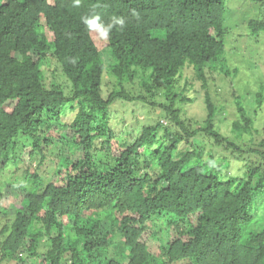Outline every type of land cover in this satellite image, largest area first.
Instances as JSON below:
<instances>
[{
	"label": "trees",
	"instance_id": "16d2710c",
	"mask_svg": "<svg viewBox=\"0 0 264 264\" xmlns=\"http://www.w3.org/2000/svg\"><path fill=\"white\" fill-rule=\"evenodd\" d=\"M227 1L0 0V264H264V83L256 107L236 89ZM259 13L242 33L264 32ZM95 15L112 24L108 66L100 31L84 22ZM53 60L69 92L48 78ZM187 67L204 119L182 116L201 99L191 81L175 90ZM137 69L149 73L145 95L164 88L168 102H153L162 117L127 144L132 133L112 125L111 109L150 101L127 88ZM212 69L232 84L231 112L209 92ZM109 76L116 86L105 92Z\"/></svg>",
	"mask_w": 264,
	"mask_h": 264
},
{
	"label": "rangeland",
	"instance_id": "374dc122",
	"mask_svg": "<svg viewBox=\"0 0 264 264\" xmlns=\"http://www.w3.org/2000/svg\"><path fill=\"white\" fill-rule=\"evenodd\" d=\"M227 8L225 11V21L224 26L226 29H229V33L227 34L226 39V51H231L227 54V58L229 59V64L231 66H237L241 68V71L235 76L236 89L239 94L245 96L244 101L247 105H253L254 107L258 106L255 101V94L259 90L257 86L260 83H264V32H261L257 36H248L244 30V22L248 18H256L258 15L261 16V13H264V4L258 8V5H255L246 0H228ZM48 34V28L45 29ZM50 34V32H49ZM51 35V34H50ZM94 40L99 47V50L103 56V62L106 66L112 64L114 62L113 57L110 54L109 46L107 43V39L101 35V33H97L94 36ZM231 43L230 44L228 43ZM230 47V48H229ZM139 69H137L138 71ZM209 70L208 78H209V92L211 93L214 102L224 104L226 106L225 111L234 110V98H233V90L232 84L228 80L227 77L220 73L219 71L212 69ZM46 74L49 79L56 80L62 82L65 91L69 92L70 85L65 75L62 72L61 65L53 60L51 63V68H45ZM137 77L133 83H127V88L132 90L134 95H144L146 94L145 88L142 87L141 83L143 81H147L149 79L148 71L142 72L139 70ZM251 80V81H250ZM192 83L193 87L191 92L194 96H199V98L194 101L193 104L183 103L180 108L183 117H193L195 119H204L207 115L206 104L204 101V91L202 90V84L200 79L195 75L193 69L191 67H187L183 71L182 77L179 78L178 84L175 87V90L180 89L182 84L185 82ZM149 84L152 83V80L148 81ZM251 82V83H247ZM115 77L109 76L105 80L104 90L105 92L110 91L115 87ZM154 95H151L153 94ZM197 94V95H196ZM150 101L148 102H130V101H118L116 102L111 109V121L112 125L116 127L118 130L126 133L130 132L132 135L127 136L125 140H127V144H131V140L134 138L135 134H137L138 129L143 125L154 124L159 118L162 117V111L159 107L155 106L153 102L156 103H165L168 102L166 95L164 93V88L158 89V91H154L152 88V92L148 95H145ZM192 96V95H191ZM258 116L256 117V121L258 124L262 125V129L264 128V103L257 111ZM227 115V113H226ZM236 115V109L233 112L231 117ZM157 119V120H156ZM164 120L167 121L166 118ZM222 132L226 135H232V130L230 127V122L228 119H223V123H221ZM219 153H224L225 150L220 148L215 149ZM226 152V151H225ZM28 150H23L22 157L24 159H28ZM34 164V163H33ZM28 166V163L21 164V167L24 168ZM14 199L8 200L4 202L5 205H12ZM7 218L0 214V228L4 225ZM115 246H112L111 249H114ZM149 248L152 252H156L158 249V240L151 238L149 240Z\"/></svg>",
	"mask_w": 264,
	"mask_h": 264
},
{
	"label": "clouds",
	"instance_id": "9594fccd",
	"mask_svg": "<svg viewBox=\"0 0 264 264\" xmlns=\"http://www.w3.org/2000/svg\"><path fill=\"white\" fill-rule=\"evenodd\" d=\"M76 6H79L80 0H75ZM84 22L88 26L89 29H95L100 31L101 35L105 38H107L109 31L112 28V24H109L105 26L100 19L99 15H95L91 18H84ZM116 22L122 23L123 21L119 18H117ZM21 255V254H20Z\"/></svg>",
	"mask_w": 264,
	"mask_h": 264
}]
</instances>
